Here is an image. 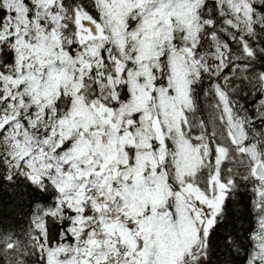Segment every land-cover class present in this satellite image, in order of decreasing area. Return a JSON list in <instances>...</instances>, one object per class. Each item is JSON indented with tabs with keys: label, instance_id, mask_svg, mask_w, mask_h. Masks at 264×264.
Instances as JSON below:
<instances>
[{
	"label": "snow or ice",
	"instance_id": "obj_1",
	"mask_svg": "<svg viewBox=\"0 0 264 264\" xmlns=\"http://www.w3.org/2000/svg\"><path fill=\"white\" fill-rule=\"evenodd\" d=\"M0 264H264V0H0Z\"/></svg>",
	"mask_w": 264,
	"mask_h": 264
}]
</instances>
